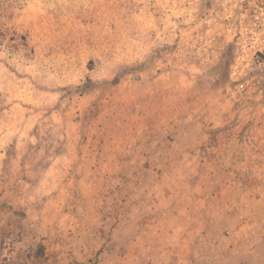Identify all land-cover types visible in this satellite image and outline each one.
<instances>
[{"label": "rangeland", "instance_id": "374dc122", "mask_svg": "<svg viewBox=\"0 0 264 264\" xmlns=\"http://www.w3.org/2000/svg\"><path fill=\"white\" fill-rule=\"evenodd\" d=\"M246 1L0 0V264H264Z\"/></svg>", "mask_w": 264, "mask_h": 264}, {"label": "built area", "instance_id": "2783aa9c", "mask_svg": "<svg viewBox=\"0 0 264 264\" xmlns=\"http://www.w3.org/2000/svg\"><path fill=\"white\" fill-rule=\"evenodd\" d=\"M242 30L239 44L243 52L264 53V0L242 3Z\"/></svg>", "mask_w": 264, "mask_h": 264}]
</instances>
